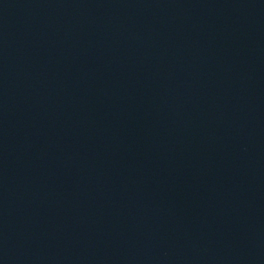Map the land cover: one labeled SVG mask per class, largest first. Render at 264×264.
<instances>
[{"label": "water", "instance_id": "water-1", "mask_svg": "<svg viewBox=\"0 0 264 264\" xmlns=\"http://www.w3.org/2000/svg\"><path fill=\"white\" fill-rule=\"evenodd\" d=\"M0 264H264V0H0Z\"/></svg>", "mask_w": 264, "mask_h": 264}]
</instances>
